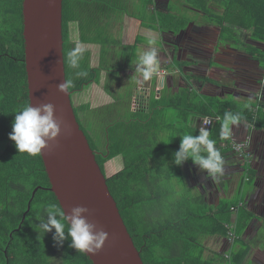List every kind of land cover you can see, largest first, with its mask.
I'll use <instances>...</instances> for the list:
<instances>
[{
  "label": "trees",
  "instance_id": "trees-1",
  "mask_svg": "<svg viewBox=\"0 0 264 264\" xmlns=\"http://www.w3.org/2000/svg\"><path fill=\"white\" fill-rule=\"evenodd\" d=\"M138 1L143 5L152 3V0H63V52L71 95L94 82L100 83L102 72L108 69L105 68L108 65L105 54L115 44L112 29L125 12L134 15ZM183 1L219 26L221 41L236 42L243 48L248 46L246 51L250 55L264 61L262 50L239 38L242 31L249 32L252 40L264 43V0ZM22 4L23 0H0V140L8 141V146L0 154V264H93L85 253L70 247L68 222H65L66 238L62 246L53 240L55 229L43 234L36 228L41 223L40 217L47 222L44 206H61L56 195L49 190L51 184L41 155L19 153L9 139L15 114L30 104ZM213 8H218L219 12L212 11ZM157 17L159 29L175 34L189 23L187 18L170 11H159ZM77 42L100 45L102 66L93 67L90 52L82 50L79 68H72L67 56L78 46ZM79 71L87 75L77 76ZM189 87L173 97H169L167 90L158 99L153 95L149 113H137L145 120L138 122L132 112L128 119L108 121L102 137L95 134L92 127L97 126L94 123L82 122L75 107L74 110L104 173L108 162L122 157L123 169L107 177V184L144 264H212L213 258L205 257L201 239L216 237L221 232L229 236L231 230L235 238L228 244L231 254L224 258L230 264H242L245 252L237 247L246 246L243 234L253 218L242 202L236 199L230 205H220L218 213L200 214L195 208L196 204H201L199 201H190L192 197L189 196L174 197L175 192L169 186L173 180L180 182L184 178L182 168L186 161L177 166L175 153L180 148V136L199 135L198 127L196 131L193 128L194 121L205 116L214 120L209 138L216 141L215 146L223 156L232 151L230 146L222 145L226 140L220 138L224 112L240 113V123L261 127L264 124V104L240 105L216 99L204 102ZM132 91L129 89L128 99ZM110 94L118 100L117 91ZM79 109L91 113L85 105ZM164 113L168 117L169 113L174 114L172 124L160 120ZM217 116L221 119L218 120ZM163 134L169 138L168 142L164 141ZM233 154L238 156L235 152ZM232 208L237 209V215L234 227L230 228L231 217L226 214ZM56 218L60 219L59 216Z\"/></svg>",
  "mask_w": 264,
  "mask_h": 264
},
{
  "label": "crops",
  "instance_id": "crops-1",
  "mask_svg": "<svg viewBox=\"0 0 264 264\" xmlns=\"http://www.w3.org/2000/svg\"><path fill=\"white\" fill-rule=\"evenodd\" d=\"M174 7L179 8L180 12H176ZM144 8L141 12H134V15L125 12L119 23L112 29L113 43L115 44L110 46L111 58L107 62L111 64L117 59L116 63L120 62L123 65L122 58L124 55L117 58L114 51L120 50L121 52L123 50L124 52V45L139 41V37L141 38L140 44L133 42V45H130V54H126V58L130 57V60L136 61L139 54L138 48L141 51L147 50L148 43L146 41L155 39L157 44L158 39L162 45L161 49L158 46L155 47L161 60L160 72L151 80L143 81L142 77L135 74V69L130 70L128 65L124 66V69L116 68L114 73L108 69L103 71L101 81L99 84L97 83L100 85L98 91L101 92L102 96L101 98L94 96V98L99 99V102L100 100L105 101V104H102L103 107L114 104L120 107V110L123 106L128 109L127 104L123 101L124 98L117 96L118 100H116L110 92L115 93L117 91L119 94V89L124 80H127V77L131 75H134V80H136L135 85L132 83L133 91L142 90L139 107L143 104L141 109L139 107V109H135L137 111H133L129 105L130 111L133 113H149L153 95H156V99H158L167 90L169 97H173L189 86L190 90L196 91L204 102L224 99L223 101H233L240 104L244 99H248L245 105L256 106L255 104L258 103L259 106H262L264 104V65L262 61L250 55L243 47H234L232 43L221 41L219 26L208 23L209 19L203 12L194 9L183 0H152V3L144 5ZM214 8L212 11L219 12L218 8L215 10ZM159 11H170L174 15L187 18L189 23L184 30L177 34L170 30H161L158 26L157 17ZM182 11H186V14ZM188 12L196 17L195 20L187 16ZM146 14L149 16H145ZM203 16L207 21L198 24L197 20ZM148 18H150L149 22L146 21ZM239 38L248 43L247 45L252 43L254 47L264 52V43L252 41L249 32L242 31ZM125 40L128 41L125 42ZM123 46L124 48H122ZM175 70L176 73H174ZM115 82L118 84H114ZM94 83L96 86V82ZM133 91L129 99L130 104L135 95ZM229 93H233L241 102L234 98V100H226ZM81 105L82 103L79 107ZM196 121L198 126V119ZM91 122L96 125L94 121ZM93 127L95 129V126ZM232 133L238 140L249 139L248 148L251 153V163L246 164L244 159L229 151L223 155L224 176L218 182H213L205 179L207 174L194 164L191 158L187 159L183 164V170L186 172V197H192L190 201L196 203L199 201L201 204L204 202L207 206H214L217 209L223 203L224 198L234 193L242 195L243 181L240 178V173L246 174L247 181L254 180L253 188L246 192L245 203L241 198V204L247 210L250 209L248 211L253 214V220L243 234L244 242L247 245L262 227L260 219L255 218V214H264V124L261 127H255L240 123L233 127ZM222 145L224 146V144ZM119 164H112V168H118H113L115 173L123 169ZM200 198L202 200H199ZM252 211H256V213L254 214ZM215 212L217 211L215 210L213 213ZM233 223L235 224V218H233ZM225 245L229 249L227 242ZM205 257L211 258L208 257L207 253H205ZM242 257V264H264V247L261 246L245 252Z\"/></svg>",
  "mask_w": 264,
  "mask_h": 264
},
{
  "label": "water",
  "instance_id": "water-1",
  "mask_svg": "<svg viewBox=\"0 0 264 264\" xmlns=\"http://www.w3.org/2000/svg\"><path fill=\"white\" fill-rule=\"evenodd\" d=\"M22 7L29 102L34 107L52 103L63 122L60 136L41 154L49 190L66 216L71 215L73 207H87L89 222L109 234L100 252L94 256L85 253L93 264H144L109 190L107 176L77 119L71 92L68 88L60 93L56 88L67 81L63 0H23Z\"/></svg>",
  "mask_w": 264,
  "mask_h": 264
},
{
  "label": "clouds",
  "instance_id": "clouds-1",
  "mask_svg": "<svg viewBox=\"0 0 264 264\" xmlns=\"http://www.w3.org/2000/svg\"><path fill=\"white\" fill-rule=\"evenodd\" d=\"M148 49L138 54L135 66V74L142 77L143 81H149L160 72V57L155 48V39H148ZM82 57L80 46L72 49L67 56L68 63L74 69L79 68ZM77 76H86L87 73L79 71ZM71 87V82L63 81L56 88L60 93H65ZM56 108L52 103H44L39 106L25 105L18 110L12 124V132L9 139L14 142L19 153L29 156L41 155L47 149L49 142L56 141L62 131V121L56 116ZM218 120L221 117H216ZM200 121L199 135L185 134L180 136L181 143L179 151L175 153V164L180 166L185 160L191 158L207 175L205 179L218 182L224 176V157L216 148V141L209 138L210 131L206 126L211 123V117L198 118ZM241 121L240 113L225 111L222 122L220 138L227 140L232 135L234 126ZM193 128L197 130V121L193 122ZM47 213V222L41 223L37 229L39 232L48 233L55 229L53 240L62 246L65 240V222L70 221L67 227L68 237L71 238L70 247L77 252L96 255L100 252L109 238V234L103 229H97L94 223L87 219L89 209L84 206H76L71 210V215L65 213L55 204L44 206ZM59 216L60 219L56 217Z\"/></svg>",
  "mask_w": 264,
  "mask_h": 264
},
{
  "label": "rangeland",
  "instance_id": "rangeland-1",
  "mask_svg": "<svg viewBox=\"0 0 264 264\" xmlns=\"http://www.w3.org/2000/svg\"><path fill=\"white\" fill-rule=\"evenodd\" d=\"M137 8L138 9H135V12H141L142 10H144V5L142 3H140L138 1L137 3ZM174 9L176 10V12H180V9L177 8V7H174ZM182 13L186 14V11H182ZM191 13H187V16H190L191 19H194L195 20V16L194 15H190ZM145 16H149V14H146ZM139 17V15H138ZM204 18V16H203ZM201 18V19H198L197 23L198 24H203L204 21H207L206 18ZM147 22L150 21V18L146 19ZM208 23H215L213 21H207ZM196 24V25H198ZM139 41L141 38H139ZM133 40V39H132ZM131 40V41H132ZM128 40H125V42H127ZM130 41V42H131ZM139 41H133L134 43L136 44H140ZM254 41V40H252ZM133 42L131 43L133 45ZM147 42V41H146ZM78 46H80L82 48V50H88L90 52V62L91 64L95 67H99V66H102L101 64H103L102 60L103 58L101 57V54H100V45H90V44H81L79 42H77ZM131 44H128V45H124L122 48H124V52L123 50H120L119 51H114V53L116 54V57L117 58H121L123 55V61L122 63H124L123 65L120 64V62H117L116 63V60L111 62V64H109L108 62V65H106L105 68H108V70H110V72H113L116 68H122L124 69V66H129V69L130 70H133L135 69V66H136V61L134 59L130 60V57L126 58V54L129 55L130 54V45ZM248 44V43H247ZM239 44H237L236 42L235 43H232V46L234 47H238ZM159 49H161V42L158 41L157 39V44L155 45V47H157ZM253 47V44L251 43V45ZM139 47V46H137ZM240 47V46H239ZM244 49L245 50H248V46H244ZM139 50V53L141 52V50L138 48ZM110 51H108V54H105V57L104 59H110L111 58V52L109 53ZM262 64L264 65V61L262 60ZM179 66V65H177ZM111 67V68H110ZM133 68V69H132ZM114 73V72H113ZM117 76V75H116ZM134 75H131V76H128L127 77V80L125 79L123 84L121 85V88L119 89V94L118 96L121 97V98H124L123 101L127 104L128 106V109L126 108V106H123L120 110V107L116 106V105H106V106H102V104H105V101L104 100H100L99 102V99L97 98H94V96L96 95L98 98H101V92L98 91V87H100V85H97L95 86V83L91 84L90 86L88 87H85L82 91L80 92H77V93H73L71 95V99H72V102H73V105L74 107L76 108V111H77V114L79 116V118L82 120H85V121H94L96 123V126L95 127V134L97 133V135L99 137H102V132L103 130L106 128V125L108 123V121H111V120H115V119H121L123 118L124 120L125 119H128L130 118L131 116V113L130 112V108L132 107V110L133 111H137L135 109H141L143 104H141V106L139 107L140 105V102L141 100H138V103L136 104V101L135 99H131V104H130V101L128 99V96L126 97V95L128 94V91L129 89L133 90L132 86L135 85V82L136 80H134ZM122 79V78H121ZM133 83V85H132ZM113 84V83H111ZM114 84H118V82H115ZM133 92H136L133 91ZM154 97V96H153ZM130 98V97H129ZM155 98H156V95H155ZM237 100V101H240L239 99L236 98L235 95H233V93H229L227 94L226 96V100ZM133 100V101H132ZM154 98L151 99L150 101V105L152 104ZM224 100V99H223ZM222 100V101H223ZM134 102V103H133ZM241 102V101H240ZM239 102V103H240ZM248 102V99H244L240 104L241 105H245L247 104ZM257 102V101H256ZM261 102V101H260ZM82 103V105H85L86 107H89L90 109V112L89 111H84V112H80V109H79V105ZM107 103V102H106ZM144 103V101H143ZM99 105V106H98ZM131 105V107L129 106ZM256 106L258 105V103L255 104ZM116 106V107H115ZM144 106H145V103H144ZM139 107V108H138ZM133 114V113H132ZM137 113L134 112V117H136L137 121L138 122H142V120H145L144 117H142V113H139L141 115H136ZM129 116V117H128ZM159 117V116H158ZM173 117H174V114L173 113H169V117L168 116H165V113L163 115V117L161 116L160 117V120H164L166 122H169V123H173ZM83 122V121H82ZM91 124V123H90ZM94 128V127H92ZM98 140H100V142H102L101 138H97ZM163 139L164 141H169L168 137L166 134H163ZM8 146V141L7 140H0V154L6 149V147ZM115 159V160H114ZM111 162H108L106 165H105V174L107 177H109L110 175L114 174L115 173V170L114 169H118V168H115L113 167L112 168V164H115V163H120L121 166L123 167V160H122V157H116L114 158ZM186 161V160H185ZM119 164V165H120ZM183 170V168H182ZM182 175L184 176V178L180 181V182H176L173 180V182H171L170 184V188H172L171 190L175 192L174 194V197H182V196H186V172L183 170V173ZM240 178H242V181L244 180V182L242 183V186L241 189H242V195H238L236 193H234L233 195H230L229 197L227 198H224L223 199V203L221 205H224L225 203H227L228 205H230L233 201H235L236 199H238L239 201H241V198H243V201L245 199V195H247L246 192L250 191V189L253 188L255 182L254 180H251L250 182L249 181H246L245 179L246 178V174L245 173H240ZM244 194V196H243ZM238 195V196H237ZM245 203V201H244ZM197 207V209L199 210L200 214H202L203 212H214L215 210L219 211V208L217 207V209L211 206H207V205H203V204H196L195 205V208ZM250 211V209H248ZM254 214L256 213V211H252ZM227 216H230L231 217V220H230V223L232 224L233 223V218L236 217L237 215V210H232L230 211L229 213L226 214ZM255 218L257 219H260V222H261V225L262 227L258 230L257 234L254 236V239L250 240V242H248V244L246 246L244 245H238V249L239 250H242L243 252H248L250 250H253V249H256V248H260L261 246L264 247V214H255ZM235 216V217H234ZM253 220V218L251 219ZM230 224V226H231ZM229 226V227H230ZM219 235L216 236V238L214 237H209L205 240H202L201 239V242H202V245L205 247V250H206V253L208 255V257H212L213 258V262L212 264H230L229 260H226L224 257L226 254H231V250L230 249H227L225 243L227 242V244H229L231 242L229 236L225 235L224 232H221V233H218Z\"/></svg>",
  "mask_w": 264,
  "mask_h": 264
},
{
  "label": "built area",
  "instance_id": "built-area-1",
  "mask_svg": "<svg viewBox=\"0 0 264 264\" xmlns=\"http://www.w3.org/2000/svg\"><path fill=\"white\" fill-rule=\"evenodd\" d=\"M174 73H176V71H174ZM142 90H136L135 95L133 97V99H135L136 104L138 103V100H141V93ZM133 101V100H132ZM134 103V102H133ZM214 125V120L211 118V123L206 126L209 129H211V127ZM200 126V121H198V129ZM224 146H230L232 148V151L235 152L236 154H238L239 157H241L242 159H244V161L251 163V153L249 150V139L247 140H238L235 137V134L232 133L231 137L229 139H227L224 143ZM232 210H237L236 208H232ZM234 227V224L232 223L230 228ZM229 238L231 241H233V239L235 238V233L234 231H230L229 232Z\"/></svg>",
  "mask_w": 264,
  "mask_h": 264
},
{
  "label": "flooded vegetation",
  "instance_id": "flooded-vegetation-1",
  "mask_svg": "<svg viewBox=\"0 0 264 264\" xmlns=\"http://www.w3.org/2000/svg\"><path fill=\"white\" fill-rule=\"evenodd\" d=\"M176 71V70H175Z\"/></svg>",
  "mask_w": 264,
  "mask_h": 264
}]
</instances>
